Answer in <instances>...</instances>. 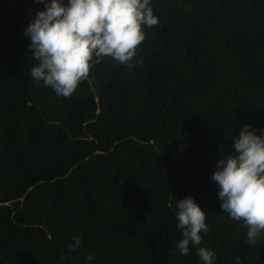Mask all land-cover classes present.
<instances>
[{
    "label": "trees",
    "instance_id": "trees-1",
    "mask_svg": "<svg viewBox=\"0 0 264 264\" xmlns=\"http://www.w3.org/2000/svg\"><path fill=\"white\" fill-rule=\"evenodd\" d=\"M151 7L134 67L94 57L63 97L30 74L44 3L0 0V264H203L176 250L189 195L214 264H264V233L247 242L211 178L244 125L264 130V0Z\"/></svg>",
    "mask_w": 264,
    "mask_h": 264
},
{
    "label": "clouds",
    "instance_id": "clouds-1",
    "mask_svg": "<svg viewBox=\"0 0 264 264\" xmlns=\"http://www.w3.org/2000/svg\"><path fill=\"white\" fill-rule=\"evenodd\" d=\"M44 3L35 19L25 29L30 38L31 77L43 82L57 96L70 97L82 81L89 78L94 57H110L128 70L145 40L144 27L159 23L151 0H36ZM233 152L222 155L212 180L219 186L220 210L247 229V242L255 245L264 233V130L257 134L244 125L233 137ZM177 229L181 238L176 250L188 255L190 245L197 248L203 264H214L216 253L200 247L201 232L209 231L206 212L195 198L186 196L178 202ZM69 250L79 248L81 240L73 237ZM62 259L65 257L61 256ZM94 257L88 255L87 259ZM237 264L240 258L237 257Z\"/></svg>",
    "mask_w": 264,
    "mask_h": 264
}]
</instances>
